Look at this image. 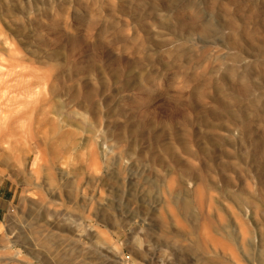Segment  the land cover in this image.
<instances>
[{
  "label": "rangeland",
  "instance_id": "obj_1",
  "mask_svg": "<svg viewBox=\"0 0 264 264\" xmlns=\"http://www.w3.org/2000/svg\"><path fill=\"white\" fill-rule=\"evenodd\" d=\"M52 218L70 264H264V0H0V264Z\"/></svg>",
  "mask_w": 264,
  "mask_h": 264
},
{
  "label": "bare ground",
  "instance_id": "obj_2",
  "mask_svg": "<svg viewBox=\"0 0 264 264\" xmlns=\"http://www.w3.org/2000/svg\"><path fill=\"white\" fill-rule=\"evenodd\" d=\"M191 6V5H190ZM202 26V28H201V31H202V33H203V35L204 34H210L211 32H214V31H220V29L217 27V26H215L214 24H212V22H210V21H208V22H205V23H203V25H201ZM79 191V190H78ZM58 194V193H57ZM59 195H61V194H59ZM76 195V194H75ZM84 195V194H83ZM77 197V196H76ZM75 197V198H76ZM79 199V198H78ZM77 199V200H78ZM81 199H82V196H81ZM81 199H79L78 201H80L81 202ZM84 199H86V198H84ZM83 199V200H84ZM58 200H60V198H59V196H58ZM88 200V199H87ZM187 200V199H186ZM186 200H181L180 202H178L179 200H178V198L177 199H175V204L177 205V206H179L180 207V210L181 211H183V212H185V213H189V214H191L190 213V211H191V205H190V203L188 202V201H186ZM65 201V200H64ZM63 201V202H64ZM77 201H75V203H76ZM80 204V203H79ZM83 204V203H82ZM81 205V204H80ZM88 205V204H87ZM91 205V204H90ZM62 206H64V205H62ZM82 206V205H81ZM88 207V206H87ZM86 207V208H87ZM81 208H84L83 206L81 207ZM89 209V208H88ZM85 213H86V211H85ZM84 213V214H85ZM84 214L82 215V216H84ZM91 214V213H90ZM86 215V214H85ZM87 216V215H86ZM68 220V222H72L73 220L72 219H70V218H67ZM82 219V218H81ZM80 219V220H81ZM30 220V219H29ZM83 220V219H82ZM38 221V220H37ZM40 221H42V218L40 219ZM30 222H33V221H31L30 220ZM39 222V221H38ZM80 222V221H79ZM58 224H59V222H57ZM65 224H66V222H65ZM56 225V219H54V218H52V220H48L47 222H44L43 224H39L37 227H36V229H32V231H33V233H35V235L33 236V240L28 244L29 246H28V252H29V254H31V256L34 258V259H36L37 261H43V258H42V255L44 254V250L46 249V248H51V247H53V248H55V251L53 252L54 253V257L56 258L57 257V259L60 261V263L61 264H70V263H68L66 260H65V258H64V255H63V253L61 252V250H60V246H59V244H58V242H57V240H56V238H58V237H56L55 236V234H53L54 233V231H51V230H55L56 228H57V226H55ZM83 226V225H82ZM88 226V225H87ZM35 227V226H34ZM33 227V228H34ZM56 227V228H55ZM89 227V226H88ZM59 228V227H58ZM58 230V229H57ZM92 230V229H91ZM59 231V230H58ZM76 230H75V225H74V223L73 224H68L67 225V232H68V241H69V243H74V238L76 237V232H75ZM46 232H48L49 234L48 235H45V233ZM61 232V231H60ZM64 233V232H63ZM87 236V235H86ZM86 240H89L88 238H85ZM62 240V239H61ZM60 240V241H61ZM64 240V239H63ZM63 244V243H62ZM71 248V247H70ZM31 249V250H30ZM74 249V248H73ZM26 250H27V248H26ZM30 250V251H29ZM52 249H49V251H51ZM46 251H48V249L46 250ZM49 251H48V253H49ZM74 252V251H73ZM74 254V253H73ZM72 254V255H73ZM75 256V255H74ZM54 258V259H55ZM69 258H71V257H69ZM53 259V260H54ZM70 261V260H69ZM215 261V260H214ZM254 261H257V260H253V262ZM48 262V261H47ZM208 264H223V263H221V262H219V263H208Z\"/></svg>",
  "mask_w": 264,
  "mask_h": 264
}]
</instances>
